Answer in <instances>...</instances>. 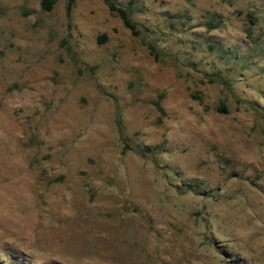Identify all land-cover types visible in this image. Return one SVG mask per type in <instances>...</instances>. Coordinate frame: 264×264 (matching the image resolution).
Instances as JSON below:
<instances>
[{"label": "rangeland", "instance_id": "1", "mask_svg": "<svg viewBox=\"0 0 264 264\" xmlns=\"http://www.w3.org/2000/svg\"><path fill=\"white\" fill-rule=\"evenodd\" d=\"M53 1L0 0V264H264V0Z\"/></svg>", "mask_w": 264, "mask_h": 264}, {"label": "trees", "instance_id": "2", "mask_svg": "<svg viewBox=\"0 0 264 264\" xmlns=\"http://www.w3.org/2000/svg\"><path fill=\"white\" fill-rule=\"evenodd\" d=\"M53 0H42V7L45 10H50ZM106 4L109 12L120 18L123 23V26L128 29L132 35L137 36L140 34V31L137 29L136 25L131 21L128 11L119 6L114 0H103ZM150 50L153 52V48L150 47Z\"/></svg>", "mask_w": 264, "mask_h": 264}]
</instances>
